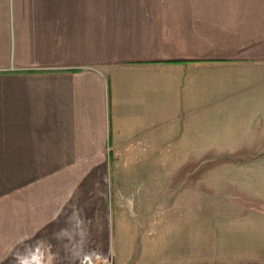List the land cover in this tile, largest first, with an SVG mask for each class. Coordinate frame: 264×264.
Returning a JSON list of instances; mask_svg holds the SVG:
<instances>
[{"label":"crops","instance_id":"crops-1","mask_svg":"<svg viewBox=\"0 0 264 264\" xmlns=\"http://www.w3.org/2000/svg\"><path fill=\"white\" fill-rule=\"evenodd\" d=\"M232 117L264 0H0V264H264V191L200 161Z\"/></svg>","mask_w":264,"mask_h":264},{"label":"rangeland","instance_id":"rangeland-1","mask_svg":"<svg viewBox=\"0 0 264 264\" xmlns=\"http://www.w3.org/2000/svg\"><path fill=\"white\" fill-rule=\"evenodd\" d=\"M222 120L215 117V124ZM224 122V120H223ZM203 124V123H202ZM227 130H233L232 148H236L235 142L238 143L237 151L224 154H201L200 161H210L211 164L219 165L216 170L228 163H243V169H226L219 171H210L213 180L221 182L226 181L228 186L224 187L227 191L243 192V182L251 184L254 188L257 186L258 191H264V117H232L231 123L226 121ZM214 127L210 129L212 133ZM237 133V136L234 137ZM172 154L168 155L170 159ZM221 163V164H219ZM202 170H200L201 172ZM220 173V175H218ZM204 178V176H202ZM229 183H231L229 185ZM175 184V182H174ZM201 189L207 187L201 185ZM174 188V186H173ZM172 188V189H173ZM216 188V187H215ZM214 188V189H215ZM172 192H174L172 190ZM264 196V193H262Z\"/></svg>","mask_w":264,"mask_h":264}]
</instances>
